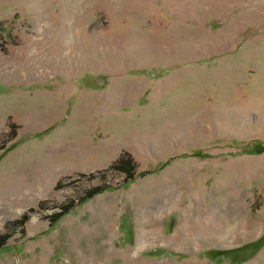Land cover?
Instances as JSON below:
<instances>
[{
    "label": "rangeland",
    "instance_id": "obj_1",
    "mask_svg": "<svg viewBox=\"0 0 264 264\" xmlns=\"http://www.w3.org/2000/svg\"><path fill=\"white\" fill-rule=\"evenodd\" d=\"M0 233V264H264V0H0Z\"/></svg>",
    "mask_w": 264,
    "mask_h": 264
},
{
    "label": "trees",
    "instance_id": "obj_2",
    "mask_svg": "<svg viewBox=\"0 0 264 264\" xmlns=\"http://www.w3.org/2000/svg\"><path fill=\"white\" fill-rule=\"evenodd\" d=\"M16 136L15 132L12 131L11 137L14 138ZM9 150V147L3 152L5 154ZM111 170H116L121 173L126 174L127 176V182L133 181L135 178V172H136V164L131 156L128 154H124L121 156L119 160H117L111 167ZM107 189H110V186H104V187H96L92 190H90L86 198H84L82 201H87L89 198L93 197L96 194H99ZM40 204V207H42ZM30 211H33L30 210ZM70 211L69 205L63 207V210L60 213L54 214L49 216V219L52 223H56L64 214L68 213ZM30 219L29 213H25L20 219L15 220L9 224L8 227H16V226H24L25 223ZM10 239L9 234H3L0 233V248L4 247L6 245L7 241ZM221 256H224L226 252H218Z\"/></svg>",
    "mask_w": 264,
    "mask_h": 264
}]
</instances>
